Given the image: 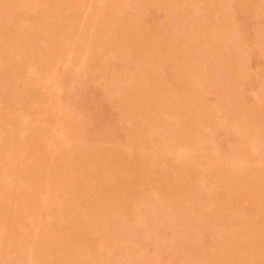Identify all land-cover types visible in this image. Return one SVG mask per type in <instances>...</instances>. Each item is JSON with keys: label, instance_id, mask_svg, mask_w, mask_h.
Masks as SVG:
<instances>
[{"label": "rangeland", "instance_id": "1", "mask_svg": "<svg viewBox=\"0 0 264 264\" xmlns=\"http://www.w3.org/2000/svg\"><path fill=\"white\" fill-rule=\"evenodd\" d=\"M1 89L0 264H264V0H0Z\"/></svg>", "mask_w": 264, "mask_h": 264}, {"label": "bare ground", "instance_id": "2", "mask_svg": "<svg viewBox=\"0 0 264 264\" xmlns=\"http://www.w3.org/2000/svg\"><path fill=\"white\" fill-rule=\"evenodd\" d=\"M98 15H99L98 17L103 19V18H105L107 13L102 12V13H98ZM10 16H11V14H10ZM56 16L58 17L59 23L61 25L64 24L65 20H67V18L65 16L62 17V15H59V13L56 14ZM96 23H97V19L94 18V20L91 22V25H90V28H89V34H90L91 37L95 36V38H99V37H101V34L99 33V31L97 29ZM106 25H107V21H106ZM106 25H104V26H106ZM14 26H15V29H13V31H12V29L10 30L11 34H15L16 36L27 37V32L26 33H20L19 27L17 25H14ZM72 26H73V24H71V22H69V28H71ZM4 95H5L4 90L1 89V91H0V99H3Z\"/></svg>", "mask_w": 264, "mask_h": 264}]
</instances>
